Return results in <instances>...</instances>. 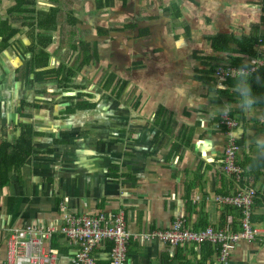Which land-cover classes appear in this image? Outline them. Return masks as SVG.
Instances as JSON below:
<instances>
[{"label":"crops","instance_id":"crops-1","mask_svg":"<svg viewBox=\"0 0 264 264\" xmlns=\"http://www.w3.org/2000/svg\"><path fill=\"white\" fill-rule=\"evenodd\" d=\"M147 1L113 0L108 5L107 0H79L67 10L70 3L65 0H0V146L12 145L31 127L33 148L8 178L0 177V264H5L10 230L60 226V203L76 217L124 212L128 230L137 236L128 247V264H218L212 244L172 248L144 236L168 231L180 220L194 232L238 231L241 212L216 198L232 196L241 187L255 190L251 214L264 219V167L259 177L242 174L239 181L218 169L229 140L238 147L240 168L246 159L250 166L264 163V155H258L254 145L256 138L264 137V107L243 111L236 94H220L215 81L208 83L202 78L204 60L214 59L216 66L228 64L229 55L214 52L208 37L228 33L264 37L262 0H215V11L210 0H150L149 5L165 20L164 40L172 48H150L153 57L134 64L136 71L119 80L131 86L130 95L118 96L109 85L100 94L78 81L79 76L85 79L94 71V59L76 64L72 58L84 48L79 45L69 50L71 42L74 46L86 42L111 12L120 17L134 14L138 8L137 17L147 10L143 5ZM172 5L180 13L178 18L175 10H167ZM194 5L206 25L211 18L220 22L224 9L228 12L224 18L229 19L239 8L246 15L258 12L259 23L250 32L236 33L221 22L213 33L200 36L183 19ZM122 17L117 21L127 18ZM141 17L137 21L143 25L139 23L136 32L147 39L152 36L153 17ZM65 22L77 31L70 35L68 30V40H73L62 47L56 38L61 39L60 24ZM200 40L207 42L215 56L202 54ZM179 41L190 49L187 55L180 44L176 45ZM66 69L71 72L69 78ZM77 92L95 107L64 114L70 97ZM129 99L134 102L132 117L125 110ZM225 103L232 106L228 114L237 122L231 136L225 134L226 129L216 127L218 109ZM160 107L172 120V130L156 127ZM91 113L107 123L93 121ZM109 114L118 124L108 118ZM254 224L263 232L262 237L238 242L229 264H264V222L256 220ZM50 245L56 258L45 264H73L74 245L59 235ZM110 250V242L96 250L98 264H109Z\"/></svg>","mask_w":264,"mask_h":264},{"label":"built area","instance_id":"built-area-1","mask_svg":"<svg viewBox=\"0 0 264 264\" xmlns=\"http://www.w3.org/2000/svg\"><path fill=\"white\" fill-rule=\"evenodd\" d=\"M260 41V40H259ZM259 50H261L259 48ZM246 62L252 69L264 64L263 59L246 57ZM239 66L218 65L214 68L213 78L216 85H223L227 78H233L232 70ZM253 70V71H254ZM237 125L229 114L220 115L216 127L224 128L227 136ZM238 147L229 140L224 148L222 160L218 169L227 177H242V169L237 165ZM255 190L241 187L235 194L217 197L216 201L241 212L238 231H189L185 221H176L168 231L154 232L145 235V239H157L172 248L179 246L212 244L216 247L218 264H229V259L235 245L240 241L252 242L262 237L263 232L251 223V209L254 203ZM60 221L58 227L31 225L11 229L5 242V264H45L56 258V252L51 248V240L55 235L61 236L68 244L75 246V253L70 259L73 264H98L95 252L103 244L110 242L109 264H128V247L137 236L131 233L126 224L125 213L112 215L96 213L94 215L76 217L70 214L66 206L60 203Z\"/></svg>","mask_w":264,"mask_h":264},{"label":"rangeland","instance_id":"rangeland-1","mask_svg":"<svg viewBox=\"0 0 264 264\" xmlns=\"http://www.w3.org/2000/svg\"><path fill=\"white\" fill-rule=\"evenodd\" d=\"M241 1L248 2V0ZM143 3L144 6L146 5L147 10L144 9L142 13L140 12L142 15L138 13L137 17H135V12H139L137 11L138 8H134V14L132 12H129V14L126 15L121 14L120 17L117 16V14H115L114 12H111L109 15V19H107L105 22L102 21L101 25L98 26V30L95 28L92 30V34L89 35V39H87L86 43H98L97 58H99V61L97 62L96 59L92 61L91 64L92 66H94L92 67L94 71L90 72L91 74L87 73L85 79H80L79 76L77 78L78 81L80 80L81 83H83L84 85L86 84L89 87H94L95 91L102 94L104 90H107L106 87L107 85H109L107 83L108 80H111V83L109 85V89L111 90L115 86H118L119 83L121 84L119 80H126L125 78H128L134 71H136L133 69L134 64L145 59H151L153 55L149 54L148 50L150 48L155 49L161 46L162 48H166L168 51L169 48H172V44L164 40L166 38L163 34V26L165 24V20L158 16V11L155 6L149 5L150 0H148L147 3ZM209 5L211 6V9L215 11V0H210ZM193 8V11H191L190 13L188 12L186 16H183V19H186L189 26L193 27L195 32H198L200 36H202V34H204L205 32L208 34L213 33L216 29L215 25H219L221 22L222 26L229 27V30H235L236 33L250 32V30H252L253 28V25L259 23L257 17L258 12L249 11V13L246 15L239 8L235 11L238 12V14L236 16H233L234 19L232 16L229 19H225L224 17L228 15V12L224 9L222 11L223 13L221 14L222 16L220 15L218 19L221 20L220 22H215V20L211 18V21H208V24L206 25V20L204 19V22H202L200 13L196 12L197 8L195 7V5L193 6ZM112 13L114 14V16L111 15ZM123 15L127 17L126 20L118 22L117 20H121V18H123ZM148 15L153 17L150 22V26H154L151 27L152 36L147 39H141V37H138L136 29H138L137 27H139V23L141 25H143V23L138 22L137 20L139 16H142L141 18H144ZM213 15L215 16V13ZM161 28L162 30H160ZM180 30L181 29H179L178 32ZM56 40V42L60 44L61 39L59 36L58 38H56ZM180 42L181 41L176 42V45H179ZM180 45V47H182L181 49L184 50L183 52L187 55L190 49L186 47L185 43L183 46L182 44ZM199 47L204 56H215V54L209 49L207 42H205L204 40L199 41ZM84 51L86 55H91V51L87 52L85 48ZM182 55L184 56V54ZM76 57L77 56L73 57L72 59L73 61L75 60L74 62L79 65V62L76 61ZM108 63H112L113 65H110L108 67ZM130 92H132L131 86L125 87V89L122 91V93L127 95H130ZM133 107L134 102L133 100L129 99V101H127V105H125V110L128 114L127 116L132 117L131 112ZM94 115V113H91V119H93V121H98L102 125H104V123H107L106 120L103 119V117L97 118V116ZM108 118L113 121L114 124H118L116 121H114V117L112 114H109ZM93 130L95 129L93 128Z\"/></svg>","mask_w":264,"mask_h":264},{"label":"trees","instance_id":"trees-1","mask_svg":"<svg viewBox=\"0 0 264 264\" xmlns=\"http://www.w3.org/2000/svg\"><path fill=\"white\" fill-rule=\"evenodd\" d=\"M77 1L79 0H65V2L70 3L69 6L66 7L67 10L71 9L70 6H72L73 3ZM123 1L126 2V0ZM107 3L108 5H111L113 3V0H107ZM262 4L263 7H262L261 23L264 24V0H262ZM167 10H175L176 11L175 18H178L180 15L175 5H172L171 7L167 8ZM64 12L65 10H63L62 14ZM68 30L70 31V35H73V33L77 31V29L74 26H70L66 22L60 24V31L62 33V34L60 33L62 47H65L67 42L69 43L73 40L71 39V37H70L71 40H68ZM208 40L210 41L211 48L213 49L214 52H218V53L224 52L229 55L227 60L225 61L228 63V65L240 66L244 63H247L245 60L246 57L259 58V59H263L264 61V37L263 38L257 37L255 34L236 35L234 33H228V34H217L215 36H210L208 37ZM79 45L81 46V48H85L87 52L91 51L90 56L86 55L83 49L80 51L81 54L76 57V60L78 59L77 61L79 62V65H82L85 60L89 61L90 58L95 60L98 57L97 42L86 43L84 41H80V44L77 45L75 44V46L71 42V46L69 47V49L76 48V46ZM259 48L261 50H259ZM217 63H218L217 61L210 58L203 61V65L206 67V69L204 71L205 75L202 78L206 82L210 83L214 81L212 78V74ZM66 72H67L66 76L69 78L71 72L69 69H66ZM107 83L110 85L111 80H108ZM234 83H235L234 77L227 78L223 83V85L226 86V89L225 90L218 89L219 93L228 95L229 97H231L230 95L232 94H236L232 90V86ZM250 83L254 95H256L257 97H261L260 102L257 103L255 106L264 107V64L261 66H257V68L252 72ZM126 86H127V82L123 81L119 87L115 86L112 89V91L118 96H120ZM95 105L96 104H91V102L87 101L84 97H82V94L80 92H77L75 95L70 97L69 105L65 108L64 114H73L76 110L82 109L85 106L93 108L95 107ZM117 106H118V100H116L115 102V107ZM155 125L158 128V130H172L173 122L172 120H169L168 117H166L165 110H163V108L161 107L157 109V118L155 120ZM262 126L264 128V124ZM26 130L27 131H24L23 134L17 140H15L12 145L4 143L0 146V161H1L0 177L3 176L4 179L8 178L9 172L12 171L13 169L19 168V166L24 163L26 158L32 154L33 152L32 132H31L32 128L28 127ZM240 164H241V168L243 169L244 176H253L255 178L259 177L261 173L260 171L262 167H264V163L262 162L261 163L258 162L256 166H250L247 163V159L245 160V162ZM256 220L260 222H264L263 218L256 219V217L251 216V223L253 225H256L254 224Z\"/></svg>","mask_w":264,"mask_h":264},{"label":"clouds","instance_id":"clouds-1","mask_svg":"<svg viewBox=\"0 0 264 264\" xmlns=\"http://www.w3.org/2000/svg\"><path fill=\"white\" fill-rule=\"evenodd\" d=\"M252 69L248 63L240 65L238 68L232 70L235 83L232 86V90L238 96V106L243 111H251L254 106L260 102L261 97H257L253 93V89L250 83V78L252 76ZM225 85H220V90H225ZM231 105L225 103L222 107L218 109L220 115L226 116L231 110ZM217 112H213L212 115H216ZM255 150L258 155H264V137L256 138ZM251 147V145H250Z\"/></svg>","mask_w":264,"mask_h":264}]
</instances>
